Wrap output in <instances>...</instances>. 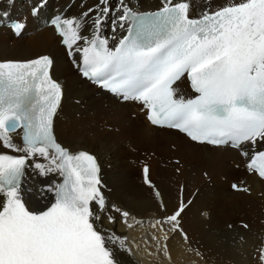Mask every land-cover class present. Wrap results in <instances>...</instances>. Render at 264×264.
<instances>
[{"label":"snow or ice","instance_id":"6c2138e0","mask_svg":"<svg viewBox=\"0 0 264 264\" xmlns=\"http://www.w3.org/2000/svg\"><path fill=\"white\" fill-rule=\"evenodd\" d=\"M80 6L77 16H57L52 24L69 57L80 54L73 62L85 78L141 103L152 125L179 130L194 142H248L253 152L264 144V0H240L196 18L184 0H159L152 11L137 10L131 0H96L87 7L82 0ZM109 21L113 32L124 33L114 47L102 34ZM23 27L17 23L13 30L19 34ZM52 63L47 56L0 62V142L21 154H0V264H115L90 208V202L105 207L97 163L89 154H71L55 137L63 93L50 76ZM185 74L194 98L175 96L172 85ZM18 129L22 145L11 135ZM29 161L41 174L63 177L47 187L53 200L38 211L23 197ZM248 168L264 177V150Z\"/></svg>","mask_w":264,"mask_h":264},{"label":"bare ground","instance_id":"6f19581e","mask_svg":"<svg viewBox=\"0 0 264 264\" xmlns=\"http://www.w3.org/2000/svg\"><path fill=\"white\" fill-rule=\"evenodd\" d=\"M11 1H5L2 8L6 18L20 15L26 23L23 33L34 34L24 40L23 34L15 37L0 27V60L51 56L50 71L63 90L54 117L55 137L71 152L85 150L97 159L105 207L100 209L90 202V208L96 214L94 226L105 236L115 264H161L146 258L149 245L137 238L147 223L149 229L155 227L157 232L162 226L168 232L160 242L166 255L157 256L166 264H264V179L248 170L233 148L196 144L176 131L154 127L140 105L120 102L82 79L73 68L77 53L68 57L52 28L41 22L46 11L51 14L60 10L69 18L77 16L84 10L82 0ZM39 1H45V5L38 7ZM184 2L190 3L193 14L215 9L204 0ZM83 3L87 7L96 0ZM131 4L137 10L156 6L150 0H131ZM36 7L38 14L32 16L30 10ZM88 23L87 34L91 35V22ZM102 34L116 40L122 32H113L109 21ZM11 135L14 143L22 145L17 134ZM1 151L21 155L2 147V142ZM141 153H145L144 157H138ZM176 158L177 164L172 162ZM33 159L48 165L42 157ZM204 172L211 184L206 183ZM61 178L58 172L41 174L29 161L21 182L26 206L34 211L48 207L53 194L47 187H55ZM232 183H237L239 189L232 190ZM181 208L183 211L176 216ZM128 225L136 227L134 234L128 235V242L137 249L142 262L126 246ZM159 231L157 236L162 238Z\"/></svg>","mask_w":264,"mask_h":264},{"label":"rangeland","instance_id":"374dc122","mask_svg":"<svg viewBox=\"0 0 264 264\" xmlns=\"http://www.w3.org/2000/svg\"><path fill=\"white\" fill-rule=\"evenodd\" d=\"M3 30H5V29H3ZM31 32H33V31H31ZM31 32H26L25 34H23V36L21 37V38H23L24 40H26V39H28V38H30L31 36H33V34L34 33H31ZM12 39L9 41V46L10 45H12ZM76 104V103H75ZM131 118L133 119V117H132V114H131ZM106 128H108L109 129V126H107ZM146 153V152H145ZM145 153H141V155L139 154V156L138 157H144L143 155L145 154ZM145 157H147V155H145ZM179 159L178 158H176V159H174V161L172 160V162H174L175 164H177L176 162L178 161ZM131 162H133V161H131ZM146 164H147V162H146ZM133 165H134V163H133ZM230 165H231V163H230ZM135 167H137L136 165H135ZM232 167H233V165H232ZM203 175H204V178L206 179V183L207 184H211V183H209V178H207V177H205V176H207L206 175V172H204L203 173ZM146 176H145V178H144V181H146ZM223 179H224V177H221V181L222 182H224L223 181ZM150 224H146L145 226H143L145 229H144V231L143 232H139L138 234H137V236H139V237H137V238H142V240L147 244V245H149V250H147L146 252H145V248L143 247V245H144V243H141L140 244V248H141V251H142V253H144L145 252V254H146V258H152L153 260H155V261H157V263H161V264H164L163 263V261L165 262V259L163 258V260H159L158 259V257L157 256H159L160 258H162V257H165V255H166V253H165V251H163V247L161 246L162 244L160 243L161 241H162V239H163V237L164 238H166V234L168 233V232H166V229L165 228H163L162 226H158V230H157V232H156V228L154 227L153 229H149V226ZM130 225H128V227H129ZM136 227H131L130 226V228H128V230L126 231V233H125V243H126V246H127V248H128V250H129V253L131 254V255H133V257H135V258H137L138 260H140V262H142V260L140 259V256H139V253H138V251H135V250H137L136 248L135 249H132L131 248V246H132V243L131 242H128L130 239H129V234H130V237H131V234H134V229H135ZM152 230H154V231H152ZM160 230V231H159ZM158 231L159 232H161L162 233V238L161 237H159V236H157L159 233H158ZM156 232V233H155ZM146 233V234H145ZM149 233V234H148ZM164 233V234H163ZM147 234H148V236H147ZM145 235V236H144ZM151 237V240H150V237ZM153 239V240H152ZM136 240H138V239H136ZM150 241H151V243H150ZM160 243V244H159ZM131 245V246H130ZM232 245L235 247V243L234 242H232ZM138 246V244H136V247ZM139 247V246H138ZM131 251V252H130ZM155 254V255H154ZM154 255V256H153ZM165 264H166V262H165ZM168 264V263H167Z\"/></svg>","mask_w":264,"mask_h":264}]
</instances>
